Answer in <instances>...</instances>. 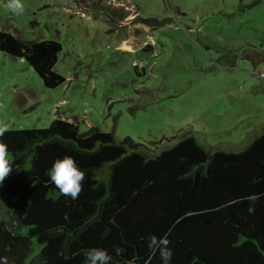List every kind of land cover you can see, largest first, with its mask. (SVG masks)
I'll list each match as a JSON object with an SVG mask.
<instances>
[{
	"label": "rangeland",
	"instance_id": "obj_1",
	"mask_svg": "<svg viewBox=\"0 0 264 264\" xmlns=\"http://www.w3.org/2000/svg\"><path fill=\"white\" fill-rule=\"evenodd\" d=\"M6 3L0 31L60 42L65 77L48 88L0 51V119L12 129L61 117L151 153L187 135L236 152L264 132V0H23L20 16Z\"/></svg>",
	"mask_w": 264,
	"mask_h": 264
},
{
	"label": "trees",
	"instance_id": "obj_2",
	"mask_svg": "<svg viewBox=\"0 0 264 264\" xmlns=\"http://www.w3.org/2000/svg\"><path fill=\"white\" fill-rule=\"evenodd\" d=\"M61 50L58 41L0 31V51L25 59L48 88L65 81L55 70ZM0 139L14 168L0 185L7 264H86L89 248L107 250L116 264H162L148 246L153 235L170 240L171 264H264V132L236 152L187 135L151 153L130 136L118 140L98 126L81 131L58 117ZM65 156L86 173L76 200L45 174Z\"/></svg>",
	"mask_w": 264,
	"mask_h": 264
},
{
	"label": "clouds",
	"instance_id": "obj_3",
	"mask_svg": "<svg viewBox=\"0 0 264 264\" xmlns=\"http://www.w3.org/2000/svg\"><path fill=\"white\" fill-rule=\"evenodd\" d=\"M5 8L16 16H20L25 11L23 0H7ZM3 105H0L2 108ZM11 124L9 121L0 119V138L7 132L11 131ZM12 158L9 154L8 146L2 139H0V185L13 172ZM50 181L59 189L61 195L69 197L73 200L79 199L83 191V181L86 179V173L80 169L76 160L71 156H65L53 162L52 166L45 173ZM258 199L253 196V205L250 206L249 211H254V202ZM170 240L167 237L157 238L154 235L149 237V249L152 253L159 252L162 264H171L173 250L168 247ZM116 256H119L124 251L117 247L115 248ZM84 256L86 264H116L115 256L108 253L102 248H89L85 250ZM7 264V258H0Z\"/></svg>",
	"mask_w": 264,
	"mask_h": 264
},
{
	"label": "crops",
	"instance_id": "obj_4",
	"mask_svg": "<svg viewBox=\"0 0 264 264\" xmlns=\"http://www.w3.org/2000/svg\"><path fill=\"white\" fill-rule=\"evenodd\" d=\"M125 45H127V44H125Z\"/></svg>",
	"mask_w": 264,
	"mask_h": 264
},
{
	"label": "bare ground",
	"instance_id": "obj_5",
	"mask_svg": "<svg viewBox=\"0 0 264 264\" xmlns=\"http://www.w3.org/2000/svg\"><path fill=\"white\" fill-rule=\"evenodd\" d=\"M127 47V46H126Z\"/></svg>",
	"mask_w": 264,
	"mask_h": 264
}]
</instances>
